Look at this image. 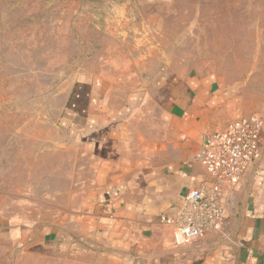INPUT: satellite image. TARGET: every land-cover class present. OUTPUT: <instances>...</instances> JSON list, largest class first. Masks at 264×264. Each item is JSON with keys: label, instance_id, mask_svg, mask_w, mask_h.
Wrapping results in <instances>:
<instances>
[{"label": "rangeland", "instance_id": "374dc122", "mask_svg": "<svg viewBox=\"0 0 264 264\" xmlns=\"http://www.w3.org/2000/svg\"><path fill=\"white\" fill-rule=\"evenodd\" d=\"M207 71L264 89V0H0V264H126L80 234L92 168L63 131L69 93Z\"/></svg>", "mask_w": 264, "mask_h": 264}, {"label": "crops", "instance_id": "0c3cea01", "mask_svg": "<svg viewBox=\"0 0 264 264\" xmlns=\"http://www.w3.org/2000/svg\"><path fill=\"white\" fill-rule=\"evenodd\" d=\"M62 113L64 134L91 163L78 212L88 247L126 264H264V89L214 71L176 77L126 99L79 81ZM258 117L257 156L223 193L222 218L192 243L172 244L165 223L190 189L210 183L207 136Z\"/></svg>", "mask_w": 264, "mask_h": 264}, {"label": "built area", "instance_id": "2783aa9c", "mask_svg": "<svg viewBox=\"0 0 264 264\" xmlns=\"http://www.w3.org/2000/svg\"><path fill=\"white\" fill-rule=\"evenodd\" d=\"M261 127L260 118L248 117L232 121L207 136L203 162L210 183L184 193L175 214L166 217L173 246L192 243L221 220L223 193L234 186L254 162Z\"/></svg>", "mask_w": 264, "mask_h": 264}]
</instances>
